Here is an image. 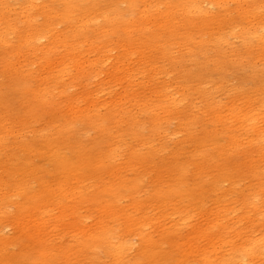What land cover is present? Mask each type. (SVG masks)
I'll list each match as a JSON object with an SVG mask.
<instances>
[{"label":"rangeland","instance_id":"rangeland-1","mask_svg":"<svg viewBox=\"0 0 264 264\" xmlns=\"http://www.w3.org/2000/svg\"><path fill=\"white\" fill-rule=\"evenodd\" d=\"M49 142L73 165L104 162L99 186L124 184L108 222L123 264H264V0H0V175L38 150L25 155L53 193L32 207L73 251L75 221L93 230L99 212L58 202L71 177L49 173ZM17 195L0 189V237L17 240L3 257L22 251ZM109 251L53 264H110Z\"/></svg>","mask_w":264,"mask_h":264},{"label":"bare ground","instance_id":"bare-ground-1","mask_svg":"<svg viewBox=\"0 0 264 264\" xmlns=\"http://www.w3.org/2000/svg\"><path fill=\"white\" fill-rule=\"evenodd\" d=\"M49 145L52 150L49 153V157H48V161H49L48 163L52 167V170H50L49 173H51L52 175H55L56 173V176L59 177L61 176L62 178L71 177V180L68 183L64 182L65 184H63L61 183V181H59L60 179L58 180V182H56L55 184L56 189L54 191L56 192L59 191L56 194L57 195L59 194V196L62 197L60 200L58 199L59 200L58 202L60 204H63L64 200L67 201L73 200L77 203V207L92 206L99 212L98 221L94 225L93 230H91L92 227L88 228L83 226V222L81 220L75 221L76 222L75 231L79 236V240L77 241L76 239L75 241L74 238L73 237L72 238L73 241H75L76 243V245L73 246L76 248V250L73 249V251H71V247H68L66 249L64 245L57 246L52 244L51 241L49 240L50 237L47 238V236L49 235L47 234L48 221H45V219L43 218L45 211L43 210L40 212L41 208L39 206H35V207L32 206L38 204L42 196L45 195L46 193L49 192L53 193V190L51 191L50 188L47 187V185L44 183L43 179L44 177L47 176L45 168L41 167V170L38 171V168L34 167L32 162L29 160V156L25 155V152L28 154H32V156L37 155L39 154L38 150L33 147L24 148L21 150L23 155L22 153L19 155L21 158L19 157L9 158L8 160L9 164L2 166L4 170H3V174L0 175V189H4L7 191H16L20 193V195L17 196H19L21 203L18 204V208L16 210V216H15L16 222L14 224V228L16 231H18L23 235V240L20 238L18 239L22 251L19 254L13 256L3 257L2 255L3 251L6 248H8L10 245L15 243V241L17 240H9L7 238L0 237V264H53L58 257L65 259V261L67 262L72 260V258L74 257H80V256H83L85 257V259H87L92 257L93 254H95L96 250H98L99 248L105 245H107V247H109L110 249L109 254L112 258L110 264H123V260H124L123 255L125 252L124 245L121 242H119L117 245L112 242L113 237L116 238V236L114 234L112 236L111 234L112 230L110 229L108 222L112 219V216H114L116 204L120 201L122 197L121 190L124 184L122 183L121 186V183L117 185H112L110 183V185L103 184L99 186L96 181H101V179L97 177L99 174L105 172L106 165L104 162H101L99 160L98 164L92 168H88L87 162H84L83 164H79V165H73L66 158V156L61 155L62 153L59 152L60 147L55 146L53 142H49ZM88 156L89 155H87V157ZM113 174L115 173L111 172L112 176ZM16 175H24V177H29L31 179L30 186L27 185L26 180H22L20 182L15 183L14 176ZM52 181L53 179L51 180V182ZM35 186L36 187L38 186L39 188L37 192H33ZM94 188L98 190L97 193H95L96 190ZM140 189H141V181L139 179H133L129 187L124 188L125 191H129V192L132 191L133 193L132 195L138 194ZM179 192L181 191L171 190L170 193H163L160 190H155L154 197L156 199L162 200L165 198L167 199V197L171 194L178 195L177 193ZM56 207L58 208V206ZM48 219L50 221V218ZM126 221L130 222L128 217L126 218ZM135 226L137 227V225ZM141 228L142 225L139 226L138 230ZM135 232L136 231H133L131 233H135ZM194 232L196 237L207 238L211 236L209 228L197 229ZM145 242H146V246L144 247L143 250L144 252L143 256L145 257L143 258L145 259L146 256H148V260H147L148 263H156V261L160 260L159 259L161 257L160 251H158L155 248L150 249V247L154 245L156 242L150 240H145ZM192 246L191 249L195 248V247L192 248ZM204 249H202L201 247V250L204 251ZM59 250H61L62 252H60ZM193 251H191L190 253H192ZM207 254L208 253L203 254V262L205 264H214L211 263L213 259L211 258L212 260L210 261L208 259ZM198 258L200 259V257ZM187 263L189 262L187 261Z\"/></svg>","mask_w":264,"mask_h":264}]
</instances>
